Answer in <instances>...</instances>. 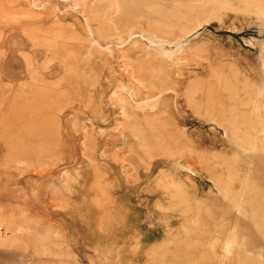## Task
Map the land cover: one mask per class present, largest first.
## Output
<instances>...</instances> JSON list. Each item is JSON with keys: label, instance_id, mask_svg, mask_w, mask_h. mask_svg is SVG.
<instances>
[{"label": "rangeland", "instance_id": "obj_1", "mask_svg": "<svg viewBox=\"0 0 264 264\" xmlns=\"http://www.w3.org/2000/svg\"><path fill=\"white\" fill-rule=\"evenodd\" d=\"M0 264H264V0H0Z\"/></svg>", "mask_w": 264, "mask_h": 264}]
</instances>
